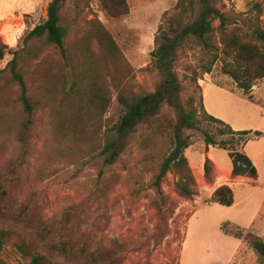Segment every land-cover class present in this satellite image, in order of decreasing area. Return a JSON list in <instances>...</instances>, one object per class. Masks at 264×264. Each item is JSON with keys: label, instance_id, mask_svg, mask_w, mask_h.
<instances>
[{"label": "rangeland", "instance_id": "rangeland-1", "mask_svg": "<svg viewBox=\"0 0 264 264\" xmlns=\"http://www.w3.org/2000/svg\"><path fill=\"white\" fill-rule=\"evenodd\" d=\"M51 1L0 0V9L11 12L8 15L18 29L16 46H8L22 50L18 67L28 95L36 104L32 123L28 124L20 87L6 69L13 56L7 55L0 61V71L5 70L0 76V230L5 233L1 260L6 264H30L31 258L20 249L29 246L46 254L54 264H264V258L249 242L243 239L240 247L239 240L228 234H237L241 228L264 240V159L258 161L260 177L255 182L230 183L235 194L232 209L211 204L207 193L201 192L200 196L198 185L194 188L200 196L198 202L197 196L181 197L175 187L178 177L170 172L162 183L168 211L160 217L152 184L174 149L177 111L164 105L154 121L143 124L130 137L115 165H105L99 153L103 133L124 113L113 77L132 86L135 93L155 91L160 77L148 70L151 54L160 27L167 29L178 14V0H127L130 13L118 20L103 12L99 0L66 1L62 21L68 29L69 59L77 65L79 40L89 32L90 21H99L131 68L129 80L127 72L115 71L99 53L98 44L92 42L94 80L112 96L97 143L91 132L87 143L77 141V98L67 95L75 81L71 65L55 46L34 43L41 50L33 58L27 53L31 42L24 45L29 33L47 20ZM257 3L262 5L264 23V0H220L219 7L230 21L228 32L239 29L242 37L248 36L257 16ZM214 26L218 28L220 22ZM214 37V44L222 49L220 31ZM214 52L224 59L221 50ZM212 59V50L196 38L188 39L178 52L176 71L184 87V106L188 107L193 98L201 111V87L194 79L205 78L203 67ZM223 74L219 60L210 75ZM236 95L224 106L232 123L240 131L257 128L255 131L262 132L264 120L259 123L260 118L252 116H262V110L258 112L243 93ZM88 96L89 91L82 92L81 106ZM199 119L200 131H184L191 137L196 158L204 156L200 149L204 132L215 135L217 141L231 139L220 136L219 125L208 123L201 115ZM254 147L264 151V140ZM236 148L243 149L238 143ZM258 208L262 209L260 218L252 224L251 217ZM60 243H68L73 254L54 255L50 247Z\"/></svg>", "mask_w": 264, "mask_h": 264}, {"label": "trees", "instance_id": "trees-1", "mask_svg": "<svg viewBox=\"0 0 264 264\" xmlns=\"http://www.w3.org/2000/svg\"><path fill=\"white\" fill-rule=\"evenodd\" d=\"M67 0H52L48 7V17L43 23L37 25L24 41L25 47L28 41L31 47L28 55L37 58L41 47L34 46L40 42L44 46H55L60 56L71 65L74 76V83L67 95H72L77 100V114L75 118V132L77 141L87 143L88 134L96 143L101 140L104 131V116L112 105V96L102 85L94 80V52L92 42H96L99 53L112 65L115 71H122L128 74L131 80V68L108 30L99 21H90L89 32L78 43L77 65L69 59L66 47L68 29L63 24L62 13ZM103 12L111 19H122L130 13L127 0H99ZM220 0H178L176 9L179 11L177 16L171 20L167 29L160 27L155 39L156 48L152 52V62L148 67L151 72H156L160 81L152 93H135L133 87L122 82L115 75L113 81L119 91L118 103L123 110V115L113 127L103 133L104 143L98 148L100 155L104 158L107 166L115 165L123 153L126 151L130 137L138 131L140 126L154 121L161 113L164 105L175 109L178 113V121L173 126L174 149L160 167L159 172L153 180V188L156 190L155 206L161 217L168 211L167 197L163 192L162 183L170 172H175L178 180L175 184L177 192L183 198L193 199L197 196L195 186L197 181L191 168L186 151L191 147V137L184 134L185 130L200 131L202 120L199 115L211 124L220 126V136H229V141H217L216 136L204 132V143L208 149L210 146L225 150L233 163L232 178L238 177L257 180L259 173L252 160L244 153L243 149H237L236 143L245 145L255 139L264 136L259 131H235L229 124L209 115L204 108L201 95L200 112L195 106L194 99H190L188 107L184 106L181 94L184 91L182 80L176 71V61L178 52L190 38H196L206 48L212 50L213 59L210 65L203 67V74H212V68L216 62L222 60L223 75L230 77L239 90L253 100L252 91L259 81L264 80V23L262 5L257 3L254 8L257 16L251 26L248 36L242 37L239 29L228 32L229 19L219 7ZM220 22L216 28L214 23ZM220 31V47L214 44V35ZM221 50L224 59L214 51ZM20 49L14 51L8 45L0 41V61L7 55L13 56L6 69L10 72L13 82L19 85L21 91V102L25 113L28 116V124L32 123L36 104L28 95V87L23 73L18 67L21 55ZM5 70L0 71V76ZM87 77H91L87 86L84 85ZM123 81V79H122ZM198 77L194 83L198 85ZM84 106L80 105L82 92H88ZM82 100V99H81ZM97 148V149H98ZM205 179L213 182L215 167L212 160L206 156ZM212 203H217L224 207H232L235 204V194L230 185H223L217 188L211 198ZM237 234H232L235 238L251 244L256 254L264 258V240L248 232L238 229ZM5 233L0 230V254L4 246ZM21 251L31 258L30 264H54L46 254L39 253L36 249L29 246L20 247ZM50 251L54 255L68 256L73 254L72 248L68 243L53 244ZM0 264H6L0 258Z\"/></svg>", "mask_w": 264, "mask_h": 264}, {"label": "crops", "instance_id": "crops-1", "mask_svg": "<svg viewBox=\"0 0 264 264\" xmlns=\"http://www.w3.org/2000/svg\"><path fill=\"white\" fill-rule=\"evenodd\" d=\"M11 12L6 11L3 7L0 9V40H3L7 45L10 47L16 46L18 42V33L16 27L14 26V21L12 17H10L8 14ZM199 85L201 87V95L203 98V105L205 108V111L222 121H224L227 124H230V126L235 131H240V128L234 125L231 121V118L229 117V113H227V110L225 109V104L229 103L233 100L235 96H237V93L242 94V92L238 89L237 84L228 76L222 75V76H213L207 74L204 79H201L199 81ZM252 97L253 100H249L248 102L252 105H256L257 110H262L263 114L262 116L258 117V113H253V117L257 119L260 118L259 123L261 120H264V81L259 82L252 91ZM248 116V115H247ZM257 128H255L252 131H255ZM242 130V129H241ZM264 134V130L262 131ZM264 136L252 140L248 142L245 147L243 148L244 153L252 160L254 165L256 166L259 177H260V166H259V160L264 159V151L260 152L257 151L254 147V144H261L263 142ZM200 149L203 150L204 156L201 158H196L194 152V147L191 146L186 151V156L190 162L191 168L194 172L197 185H198V192L201 196V192L207 193L210 198H212L215 190L223 185H230L232 184L234 180H238L241 183H246L252 181L255 182L256 180H252L249 178L244 177H238L236 179L232 178V170H233V163L231 158L229 157V153L225 150L212 147L210 146L208 149L206 148L205 143H203L200 146ZM262 149H264L262 147ZM221 152V153H220ZM220 153V154H217ZM224 154V157L221 158L220 155ZM206 156H208L215 167L213 182L209 183L205 179V170H204V164L206 160ZM251 183V182H250ZM231 186V185H230ZM232 187V186H231ZM197 196L195 203L198 202ZM214 205H219L217 203H212ZM235 206V204L232 207H229V209H232ZM228 208V207H227ZM262 209L258 208L253 216L251 217L250 223L254 224L258 218H260V213ZM241 229V228H240ZM246 230V229H243ZM248 231V230H247ZM239 240V246L242 247V243L244 240ZM242 258V257H241Z\"/></svg>", "mask_w": 264, "mask_h": 264}]
</instances>
